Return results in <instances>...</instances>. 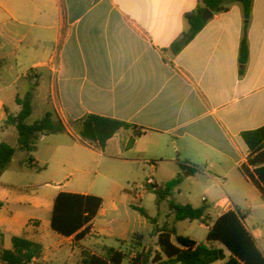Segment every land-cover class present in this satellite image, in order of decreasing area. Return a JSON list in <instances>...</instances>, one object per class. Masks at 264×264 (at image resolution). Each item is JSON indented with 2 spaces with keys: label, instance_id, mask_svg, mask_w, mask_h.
Returning <instances> with one entry per match:
<instances>
[{
  "label": "crops",
  "instance_id": "obj_1",
  "mask_svg": "<svg viewBox=\"0 0 264 264\" xmlns=\"http://www.w3.org/2000/svg\"><path fill=\"white\" fill-rule=\"evenodd\" d=\"M200 3L0 0V144L18 148V132L6 125L7 115H18L22 106L17 100L33 90L31 117L37 113L41 120L52 113L67 128L65 133L43 135L34 152L18 150L0 176V252L12 250L13 238L25 235L43 245L42 257L31 264L69 262L77 256L83 264L84 251L98 256L106 248L130 252L132 238L139 234L140 251L153 250L156 255L158 228L169 223L182 235L175 221L161 226L141 204L147 192L161 187V170L172 172L163 186L181 174L180 163H186L200 169L196 175H206L222 187V193L210 190L212 202L203 198L207 221L213 217L210 210L216 220L228 211H239L264 253V197L241 171L250 154L242 134L264 126V0H254L249 22L240 3L214 14L193 41L174 54L172 45L190 30L187 15ZM246 25L250 57L241 75ZM45 86H50V94L40 97ZM89 114L145 131L137 137L132 129L122 130L100 148V156L115 162L116 170L142 171V184L123 192L118 185L110 191L79 192L70 189L72 173L57 184L43 178L46 167L62 173L69 165L81 164L75 154L80 146L100 147L83 143L72 127ZM152 175L155 179H150ZM62 192L103 199L82 240L51 228L55 201ZM129 208L145 210L151 220L141 214L132 221ZM154 223L155 243L150 247L141 231ZM172 241L176 243V238ZM225 255L226 260L216 264L230 258ZM161 258L155 264L167 260Z\"/></svg>",
  "mask_w": 264,
  "mask_h": 264
},
{
  "label": "trees",
  "instance_id": "obj_2",
  "mask_svg": "<svg viewBox=\"0 0 264 264\" xmlns=\"http://www.w3.org/2000/svg\"><path fill=\"white\" fill-rule=\"evenodd\" d=\"M235 3L243 6L245 19L249 22L254 0H201L198 8L187 15L190 30L172 45L173 53L179 54L206 27L209 20L203 18L205 11L210 10L218 15L228 12ZM249 57L250 45L248 25H246L240 48L241 75L244 74ZM34 91L30 92L24 100H17L22 106V111L18 115H7L6 125L14 126L18 132V148L6 142L0 144V176L9 169L18 150L34 152L43 135L67 131L63 122L52 113H48L43 119L33 124L29 123ZM72 127L83 143L98 144L101 149H104L107 142L122 130L132 129L137 137L145 134L143 129L135 125L95 114H89L76 123H72ZM242 138L250 154L248 163L241 167V171L264 197V126L244 132ZM180 168L181 174L155 191L158 196V206L167 201L187 177L201 172L199 168H191L186 163H180ZM102 206L103 199L99 197L62 192L55 201L51 228L61 236L70 238L76 235L75 239L82 240L90 233L92 223ZM169 208L175 215V224L186 220L208 224L209 216L206 213L208 208L205 205L194 208L191 205L170 202ZM139 211L151 220L145 210L139 209ZM245 218V215L239 211H228L212 226H208L206 242L201 244L187 237L178 236L175 226L165 223L157 229L160 252L156 255L153 250L140 251L143 236L136 234L131 243L137 255L131 260L128 259V252L106 248L104 255L101 256L84 251L83 264H155L162 259V256L167 260L161 264H216L226 260L224 250L216 247V244L224 246L230 252V258L223 264H264V253L245 226ZM173 237L176 238V243L172 241ZM42 255L43 245L23 235L13 238L12 250L0 252V264H31Z\"/></svg>",
  "mask_w": 264,
  "mask_h": 264
},
{
  "label": "rangeland",
  "instance_id": "obj_3",
  "mask_svg": "<svg viewBox=\"0 0 264 264\" xmlns=\"http://www.w3.org/2000/svg\"><path fill=\"white\" fill-rule=\"evenodd\" d=\"M38 93L40 97L49 96L50 86H45ZM38 118V114L35 113L32 117H30L29 123L33 124L36 120H38ZM91 148L92 149L80 146L76 149L75 154L82 161L81 164H78L77 166L69 165L62 173L56 167H46L44 171L42 170V172H44L42 174L43 178L50 180L53 184H57V180L62 179L64 175L72 173L73 180L70 189L79 192H89L91 190L110 191L117 185L120 186V191L123 192L125 190H130L131 186L135 183L142 184V171L138 172L132 169L116 170L113 166L115 162L106 159L104 160V158L100 156V147L93 146ZM171 174L172 172L168 170L160 171L158 176L160 186H162L161 182H164L163 180L165 178L172 176ZM150 179H155V175L150 176ZM75 184H77L76 187L74 186ZM210 190L215 193H222V187L219 184L209 181L206 175L191 176L186 179L179 186V188L176 189V191H174L172 196L169 198V201L164 202L160 207L157 205L158 196L152 191L145 194L144 201L141 205L142 208L148 212L151 218L162 226L165 221L169 220L171 223L175 221V215L171 213L169 208L170 202L178 205H187L190 204V202H194L198 206H202L204 204L203 198L209 199V202H212ZM47 191H51V188H47ZM123 208L124 207L122 206V209ZM129 210L131 212L132 221H134L138 215H141L139 209L129 208ZM210 211L213 217L208 224H204L200 221L193 223L190 221L178 222L177 229L179 234L198 243H205L208 235L207 226H211L217 218V214L213 210ZM156 227L157 225H155V223L149 224L147 230L141 231L145 236V244H150V247H154L152 245H154L155 239L154 237L152 238V234L155 232ZM63 247L66 251H68L69 246L66 247V245H63ZM133 247L134 246L132 245L131 249ZM221 248L227 255H230L227 248L224 246H221ZM66 262L67 260H59L54 261L51 264H80L79 256L73 257L69 262Z\"/></svg>",
  "mask_w": 264,
  "mask_h": 264
},
{
  "label": "built area",
  "instance_id": "obj_4",
  "mask_svg": "<svg viewBox=\"0 0 264 264\" xmlns=\"http://www.w3.org/2000/svg\"><path fill=\"white\" fill-rule=\"evenodd\" d=\"M32 81L34 84L37 82V77L36 75H32ZM141 187L137 188L136 190H139ZM137 251L132 250L131 252L128 253V259L131 260L132 258L136 257Z\"/></svg>",
  "mask_w": 264,
  "mask_h": 264
},
{
  "label": "water",
  "instance_id": "obj_5",
  "mask_svg": "<svg viewBox=\"0 0 264 264\" xmlns=\"http://www.w3.org/2000/svg\"><path fill=\"white\" fill-rule=\"evenodd\" d=\"M213 12H211L210 10H207L205 11L204 15H203V18L204 20H209L213 17Z\"/></svg>",
  "mask_w": 264,
  "mask_h": 264
}]
</instances>
